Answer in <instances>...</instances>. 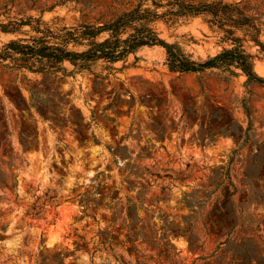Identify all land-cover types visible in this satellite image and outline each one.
<instances>
[{
	"label": "rangeland",
	"instance_id": "374dc122",
	"mask_svg": "<svg viewBox=\"0 0 264 264\" xmlns=\"http://www.w3.org/2000/svg\"><path fill=\"white\" fill-rule=\"evenodd\" d=\"M222 1L260 16L264 45V0ZM138 2L152 7L0 0V23L100 24ZM154 26L196 61L233 46L202 15ZM27 30H0V48ZM243 34L264 78V50ZM114 65L0 66V264H264V85L172 72L157 45Z\"/></svg>",
	"mask_w": 264,
	"mask_h": 264
},
{
	"label": "trees",
	"instance_id": "16d2710c",
	"mask_svg": "<svg viewBox=\"0 0 264 264\" xmlns=\"http://www.w3.org/2000/svg\"><path fill=\"white\" fill-rule=\"evenodd\" d=\"M150 6L138 2L132 9L123 11L112 20L97 24L78 22L67 25L60 17L51 22L41 16H29L12 23H0L4 32H18L23 25L30 34L26 38L7 41L0 48V66L8 70L28 69L43 73L72 71L97 74L94 68L99 64L107 73L117 71L115 63L125 62L130 54L140 47L157 45L163 48L165 64L172 72L196 73L205 69H220L232 75L239 70L247 80L264 85V78L253 69V55L243 48L244 37L236 35L237 30L249 37L264 50L259 39L260 16L248 12L240 2L222 0H150ZM159 8H163L159 11ZM202 15L206 21L224 32L233 43L205 60L196 61L179 45L161 38L155 29L156 20L175 22L181 17ZM73 69L67 71L64 63Z\"/></svg>",
	"mask_w": 264,
	"mask_h": 264
},
{
	"label": "bare ground",
	"instance_id": "6f19581e",
	"mask_svg": "<svg viewBox=\"0 0 264 264\" xmlns=\"http://www.w3.org/2000/svg\"><path fill=\"white\" fill-rule=\"evenodd\" d=\"M57 239V235H54L52 238H51V241L50 242H52V241H54V240H56Z\"/></svg>",
	"mask_w": 264,
	"mask_h": 264
}]
</instances>
